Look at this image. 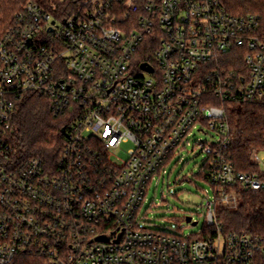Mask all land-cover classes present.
<instances>
[{
    "label": "built area",
    "instance_id": "obj_1",
    "mask_svg": "<svg viewBox=\"0 0 264 264\" xmlns=\"http://www.w3.org/2000/svg\"><path fill=\"white\" fill-rule=\"evenodd\" d=\"M259 24L223 0L26 3L0 36V264H264V234L227 232L217 208L264 192V148L250 154L260 171L237 169L226 105L264 104ZM29 95L69 118L48 164L13 141ZM195 128L212 138L197 143L213 188L205 229L141 227L150 185Z\"/></svg>",
    "mask_w": 264,
    "mask_h": 264
},
{
    "label": "trees",
    "instance_id": "obj_2",
    "mask_svg": "<svg viewBox=\"0 0 264 264\" xmlns=\"http://www.w3.org/2000/svg\"><path fill=\"white\" fill-rule=\"evenodd\" d=\"M29 1L63 12L74 0H0V36L14 22L16 14ZM235 14H256L260 18L257 31L264 39V0H223ZM146 48L141 58H151ZM228 107L231 124L229 154L239 171H260L250 154L253 149L264 148V104L257 102H230ZM69 121L67 114L56 115L48 100L37 95L26 97L14 118L13 141L18 149L31 156H41L47 164L55 161L62 149V129ZM209 165L205 161L196 175L210 183ZM240 204L235 209L221 205L218 216L227 232L249 231L264 234V192H240ZM14 264H45L43 258L27 255Z\"/></svg>",
    "mask_w": 264,
    "mask_h": 264
},
{
    "label": "rangeland",
    "instance_id": "obj_3",
    "mask_svg": "<svg viewBox=\"0 0 264 264\" xmlns=\"http://www.w3.org/2000/svg\"><path fill=\"white\" fill-rule=\"evenodd\" d=\"M201 139L212 140L209 134L195 128L185 140V146L181 145L176 149L167 165L153 180L141 209V227L185 235L198 234L205 229L207 190L212 199L213 188L209 182L196 175L207 156L197 145ZM130 147L131 143H123L114 151L112 158L125 161ZM259 155L263 161L260 168L264 170V150H260ZM220 206L218 204L217 208ZM188 217H192V221H198V224L188 222Z\"/></svg>",
    "mask_w": 264,
    "mask_h": 264
},
{
    "label": "water",
    "instance_id": "obj_4",
    "mask_svg": "<svg viewBox=\"0 0 264 264\" xmlns=\"http://www.w3.org/2000/svg\"><path fill=\"white\" fill-rule=\"evenodd\" d=\"M141 67L145 70H148V71H152L153 68L151 65H149L148 63H142ZM62 131L64 132L65 129L63 128ZM192 221V217H188V222H191ZM192 224L193 225H197L198 224V221H192ZM99 240H107V238L105 236H100L98 237Z\"/></svg>",
    "mask_w": 264,
    "mask_h": 264
}]
</instances>
